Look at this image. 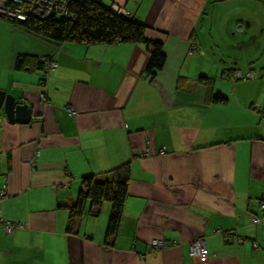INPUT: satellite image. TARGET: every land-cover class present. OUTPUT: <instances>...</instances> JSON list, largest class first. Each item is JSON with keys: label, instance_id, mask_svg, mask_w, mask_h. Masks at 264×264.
I'll return each instance as SVG.
<instances>
[{"label": "crops", "instance_id": "crops-1", "mask_svg": "<svg viewBox=\"0 0 264 264\" xmlns=\"http://www.w3.org/2000/svg\"><path fill=\"white\" fill-rule=\"evenodd\" d=\"M101 1L162 43L154 78L144 45L53 42L0 18V90L31 109L27 124L0 109V216L21 225L0 232V264H264V0ZM23 56L55 67L22 70ZM236 69L254 79L223 78ZM124 163L116 236L109 202H87L69 231L80 178ZM195 238L205 261L189 256Z\"/></svg>", "mask_w": 264, "mask_h": 264}, {"label": "trees", "instance_id": "trees-1", "mask_svg": "<svg viewBox=\"0 0 264 264\" xmlns=\"http://www.w3.org/2000/svg\"><path fill=\"white\" fill-rule=\"evenodd\" d=\"M65 6L67 15L62 16L53 13L48 18L28 16L26 21L22 23L11 22V24L20 25L34 35L53 42H68L85 46L141 44L145 46L149 54L144 69L145 75L154 78L164 67L166 57L162 52V43L148 39L146 37L148 27L137 20L136 17L130 15L129 12V15L118 14L101 0H65ZM197 48V43H194L192 49L197 50ZM29 61L27 56H23L17 59L16 67L31 71L37 66L38 69L44 71L47 63L52 62V58L47 57V59L35 60L32 67L24 66ZM237 72L240 73V78L236 77ZM246 73H250L252 77L245 78ZM246 73H242L236 69L231 73L224 71L221 74L223 78L228 77L234 83L254 79V75L250 71ZM40 77L41 83V81H44L45 75L42 73ZM199 82L207 85L208 81L205 77H200ZM44 94L45 89L41 87L39 93L40 101ZM210 98L211 102L215 104H225L227 102V98L221 93H215ZM261 112L264 113V107L261 109ZM162 150V154H164L165 150ZM142 157H145V155ZM129 181L130 165L128 163H124L103 175L88 174L80 178L78 194L73 205L68 207L70 212L68 230H72L73 218L82 213L87 202H89L90 207L100 206L103 202H109L111 213L108 220L106 238L109 239L116 236L127 196ZM253 217H257V215ZM13 224L18 225L17 228L21 227L20 224ZM1 231L4 232L3 230Z\"/></svg>", "mask_w": 264, "mask_h": 264}, {"label": "built area", "instance_id": "built-area-1", "mask_svg": "<svg viewBox=\"0 0 264 264\" xmlns=\"http://www.w3.org/2000/svg\"><path fill=\"white\" fill-rule=\"evenodd\" d=\"M65 0H0V18L5 19L8 22L22 23L26 21L28 16L35 18H48L53 13L59 15H67L65 8ZM119 8L117 12L124 13ZM69 16V15H68ZM55 64L53 62H48L45 66L44 72L47 74L50 69H54ZM236 77H241L240 73H236ZM250 73H246L245 78H251ZM41 86L45 88L46 80L41 81ZM41 100H45L44 95H42ZM163 153V150L160 151V154ZM148 152H143V155H147ZM8 194L5 188H0V201L7 198ZM261 210L264 218V204H261ZM260 218L253 217L252 222L254 224L258 223ZM18 227V225L13 224L10 221L4 220L0 216V230H3L5 233L11 234ZM150 245L156 248L165 247V243L161 240H152ZM189 256L201 261H205L208 258L207 250L204 245V241L200 238H195L190 243Z\"/></svg>", "mask_w": 264, "mask_h": 264}, {"label": "water", "instance_id": "water-1", "mask_svg": "<svg viewBox=\"0 0 264 264\" xmlns=\"http://www.w3.org/2000/svg\"><path fill=\"white\" fill-rule=\"evenodd\" d=\"M0 109H3L9 122L27 124L31 120L30 106L26 102L16 103L15 97L3 90H0Z\"/></svg>", "mask_w": 264, "mask_h": 264}, {"label": "clouds", "instance_id": "clouds-1", "mask_svg": "<svg viewBox=\"0 0 264 264\" xmlns=\"http://www.w3.org/2000/svg\"><path fill=\"white\" fill-rule=\"evenodd\" d=\"M121 9V8H120ZM121 11H123L122 9H121ZM124 13H126L125 11H123ZM118 14H123V13H119V12H117ZM123 15H129V13H127V14H123ZM261 207V206H260ZM262 211V210H261Z\"/></svg>", "mask_w": 264, "mask_h": 264}, {"label": "rangeland", "instance_id": "rangeland-1", "mask_svg": "<svg viewBox=\"0 0 264 264\" xmlns=\"http://www.w3.org/2000/svg\"><path fill=\"white\" fill-rule=\"evenodd\" d=\"M115 12L117 13V10H115Z\"/></svg>", "mask_w": 264, "mask_h": 264}, {"label": "bare ground", "instance_id": "bare-ground-1", "mask_svg": "<svg viewBox=\"0 0 264 264\" xmlns=\"http://www.w3.org/2000/svg\"><path fill=\"white\" fill-rule=\"evenodd\" d=\"M41 101H43V100H41Z\"/></svg>", "mask_w": 264, "mask_h": 264}]
</instances>
